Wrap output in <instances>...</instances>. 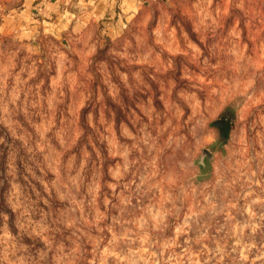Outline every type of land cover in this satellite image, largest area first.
Instances as JSON below:
<instances>
[{"label": "rangeland", "instance_id": "obj_1", "mask_svg": "<svg viewBox=\"0 0 264 264\" xmlns=\"http://www.w3.org/2000/svg\"><path fill=\"white\" fill-rule=\"evenodd\" d=\"M54 28L0 0V264H264V0Z\"/></svg>", "mask_w": 264, "mask_h": 264}, {"label": "crops", "instance_id": "obj_2", "mask_svg": "<svg viewBox=\"0 0 264 264\" xmlns=\"http://www.w3.org/2000/svg\"><path fill=\"white\" fill-rule=\"evenodd\" d=\"M140 2L141 0H26V10L40 15L43 22L57 27L54 29L87 34L101 27L120 25Z\"/></svg>", "mask_w": 264, "mask_h": 264}, {"label": "water", "instance_id": "obj_3", "mask_svg": "<svg viewBox=\"0 0 264 264\" xmlns=\"http://www.w3.org/2000/svg\"><path fill=\"white\" fill-rule=\"evenodd\" d=\"M216 125H219V123L216 122Z\"/></svg>", "mask_w": 264, "mask_h": 264}]
</instances>
